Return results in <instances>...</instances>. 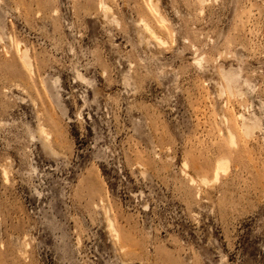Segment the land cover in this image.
<instances>
[{
  "label": "rangeland",
  "instance_id": "obj_1",
  "mask_svg": "<svg viewBox=\"0 0 264 264\" xmlns=\"http://www.w3.org/2000/svg\"><path fill=\"white\" fill-rule=\"evenodd\" d=\"M99 1L0 0V264H264V0Z\"/></svg>",
  "mask_w": 264,
  "mask_h": 264
},
{
  "label": "bare ground",
  "instance_id": "obj_2",
  "mask_svg": "<svg viewBox=\"0 0 264 264\" xmlns=\"http://www.w3.org/2000/svg\"><path fill=\"white\" fill-rule=\"evenodd\" d=\"M99 4H100L101 8H103L104 10H107L109 12L113 11L112 5L108 1L100 0ZM143 22H144V28H145V30H146V32L150 38H152L156 43H158L160 45L166 43V39L162 35V33L158 32L155 29V27L152 24H150L149 22H146V21H143ZM12 41H13V38H12ZM15 45H16V49H17V53H18L17 59L19 60V62L21 64H23L24 68L29 69V71L32 72L34 70V63H33L32 55L29 53L28 49L25 47V45L21 41L16 42ZM201 60H203V59L201 58L199 61L197 58L196 61H197V63H199V62H201ZM26 74H28V73H26ZM78 74H79V77H81V78L83 77L82 74H80V73H78ZM224 77L226 78V81H228V85L230 88L234 89L237 93H241L242 89H240L241 87L239 84H236V82L238 81V78H237L236 74L233 72V70L224 71ZM232 83H234L235 86H232L231 85ZM245 84H246V82H245ZM241 118H242V114H241ZM258 127H261L260 118L257 116H249V117L243 118V120L241 122L240 129L246 136L251 137L254 135V130ZM35 132L38 133L40 139L45 144L49 145L51 151L54 154L59 153L60 149H62L65 146V143L60 142L58 140L57 136L53 135L52 129L47 127V124H45L42 121H39L37 129H35ZM226 137H227L228 142H230L231 144H236V133L234 131H232V129L229 128L228 126H227ZM183 165L187 166V163L184 162ZM228 165H229V158L228 157H220L216 162V168L214 171L213 180H217V178L219 177L220 170L225 171L228 168ZM4 172H5V170H4ZM4 174L6 175V173H4ZM192 180H193V178H191V181ZM201 180L204 183L209 182V180L206 177H202ZM100 203H101L102 207L104 208V213L107 217L108 224H109L110 229L112 231L113 237L115 240H117L119 238V232H118L117 228L115 227L114 219H113L112 215L110 214V207L108 206L104 196H101ZM120 247L123 248L124 246L120 245Z\"/></svg>",
  "mask_w": 264,
  "mask_h": 264
}]
</instances>
